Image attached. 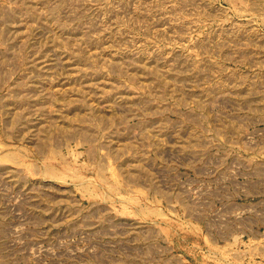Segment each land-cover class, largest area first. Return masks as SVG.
Returning <instances> with one entry per match:
<instances>
[{
    "label": "rangeland",
    "instance_id": "1",
    "mask_svg": "<svg viewBox=\"0 0 264 264\" xmlns=\"http://www.w3.org/2000/svg\"><path fill=\"white\" fill-rule=\"evenodd\" d=\"M0 264H264V0H0Z\"/></svg>",
    "mask_w": 264,
    "mask_h": 264
}]
</instances>
